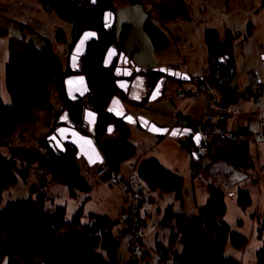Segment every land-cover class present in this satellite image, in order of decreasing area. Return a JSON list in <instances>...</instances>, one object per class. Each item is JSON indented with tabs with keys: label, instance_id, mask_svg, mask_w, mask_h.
<instances>
[{
	"label": "trees",
	"instance_id": "16d2710c",
	"mask_svg": "<svg viewBox=\"0 0 264 264\" xmlns=\"http://www.w3.org/2000/svg\"><path fill=\"white\" fill-rule=\"evenodd\" d=\"M126 1L128 4L140 3L146 8L142 30L154 52L164 50L169 44L168 35L162 30L169 21L189 19L188 5L184 0ZM36 2L46 11H53L71 23V41L67 45L66 62L64 65L61 63L48 43L37 48L31 41L10 38L5 65V85L10 104L3 106L0 99V147L10 140L19 122L32 112L54 114L55 109L50 100L52 89L60 111L67 112L70 122L81 134L85 135L84 112L94 111L95 120L87 136L96 146L102 163L118 172L121 164L135 155L136 147L128 141L129 126L115 121L105 113L112 96L125 99V94L115 87V82L120 78L131 79L137 73L156 79L160 74L151 70H139L124 77L122 73L115 71L119 67L127 38V31H122L118 39L113 35L115 0ZM105 12L110 16L108 24L103 22ZM225 34L222 40L217 31H205L206 73L199 77L202 93L221 95L227 89L236 88L229 85L234 74L233 36L228 30ZM78 45L85 46L86 52L80 68L73 69L70 67L69 55ZM109 51L113 54L111 60L106 58ZM74 75L85 78L89 92L82 99L69 101L65 94L64 80ZM131 104L139 105L138 102ZM176 118L185 122L201 119H191L181 114ZM245 124L235 125L245 135L242 139L228 140L217 134L208 139L206 152L213 160L240 171L250 167L249 143L264 139V135L250 141L246 137L262 130L263 125L260 123L261 128L254 132L248 131V122ZM185 138V146L192 157L195 147L189 138ZM42 145L46 150L45 157L25 147L9 148L7 157L0 155V197L2 191L13 184L18 176L23 180L27 179L31 168L41 175L37 186H30L26 199L9 202L0 209V261L6 257L7 264H129L128 255L125 258L119 254L123 239H126L128 252L129 228L122 225L119 219L125 206L120 209L118 218L89 213L88 221L81 222L82 206L77 207L70 220H66L64 206L56 205L47 213L43 208L47 196L40 194L32 197L31 193L47 182L63 185L71 197H76L77 192L87 193L90 189L87 180L79 173L74 159L76 150L71 144H64L63 152L57 151L49 141H43ZM197 161L192 158V163ZM135 169L148 189L173 192L177 197L180 196V176L163 170L158 162L145 160L134 164ZM103 177L109 178L108 175ZM207 192L206 202L198 206L195 213L174 212L170 206L165 208L156 223L158 232L155 234L154 251L159 262L241 264L235 258L222 256L223 243L219 238L225 234L222 221L225 210L223 192L213 185L207 186ZM239 195L240 199L247 196L244 190H239ZM244 204V201L239 200L241 207ZM136 205L139 235L137 263L140 264V230L144 221L138 216L139 198ZM145 253L140 252L141 259ZM255 262L264 264V240L256 251Z\"/></svg>",
	"mask_w": 264,
	"mask_h": 264
},
{
	"label": "rangeland",
	"instance_id": "374dc122",
	"mask_svg": "<svg viewBox=\"0 0 264 264\" xmlns=\"http://www.w3.org/2000/svg\"><path fill=\"white\" fill-rule=\"evenodd\" d=\"M5 2L18 0H0ZM32 3L33 13L26 20L25 26L17 28L11 23L0 21V99L3 106L10 104V97L5 85V65L8 58L10 38L31 41L34 47L50 44L61 63L66 62L67 45L71 41V23L62 19L53 11L41 8L36 0H21ZM188 5L189 19L169 21L162 30L168 35V46L154 52L142 30L146 18V8L140 3L128 4L126 0H115L113 9V35L119 38L122 31H127L119 70L158 71L163 67L173 69L176 65L179 72L190 77H201L206 73V30H215L219 38L224 39L230 31L234 74L229 85L238 89L257 82H264V0H184ZM60 37V40H57ZM62 39V40H61ZM81 61L75 63L80 68ZM186 67L190 72H187ZM115 69V71L117 70ZM117 72H121L118 71ZM150 79L142 81L143 90L139 105L125 103L128 113L144 118L162 127L185 128V121L176 118L178 115L204 119L205 107L200 104L204 95L193 97L181 95L178 86L188 90L190 82H179L167 78L162 97L155 103H149L147 92L151 87ZM51 104L54 114L34 111L23 118L17 125L10 140L0 147V155L8 156L9 148L25 147L46 156L43 141L51 137L58 125L61 115L51 89ZM245 113L233 121V124L246 125L248 131H258L261 124L255 121L257 107L243 104ZM264 112V107H258ZM93 113L94 111L91 110ZM83 132L89 135L91 123H85ZM128 141L136 147L135 155L121 164L117 174L129 182L130 192L125 191L121 183L95 176V168L89 165L85 156L74 154L79 173L87 180L90 189L87 193L77 192L71 197L63 185L47 182L32 192V197L45 194L44 211L50 212L54 206L65 207V219L70 220L77 207L82 206L81 222L88 221L89 213L104 214L115 219L120 209L125 206L126 197L131 194L140 200L138 216L144 221L140 230L142 244L139 246L140 264H165L158 261L154 251L156 223L166 207L180 213H195L208 197L207 186L213 185L223 192L225 210L222 221L225 234L219 239L223 243L222 256L232 257L241 264H256V251L264 240V139L249 143L250 167L245 171L235 170L224 163L215 161L204 152L201 158L192 163L191 153L185 146V137L171 138L168 135L157 137L139 127L129 126ZM145 160H154L168 172L180 176V196L173 192L150 190L138 176L136 169L131 172L130 165L140 164ZM20 160L18 163L20 164ZM41 175L31 168L27 179L19 176L16 181L5 188L0 197V209L7 203L26 199L31 185L37 186ZM43 190V191H42ZM239 190L246 191L247 196L240 199ZM239 200L244 201L243 207ZM140 252H146L140 258ZM119 254L127 258L126 239H123ZM0 264H7L5 257ZM168 264V263H167Z\"/></svg>",
	"mask_w": 264,
	"mask_h": 264
},
{
	"label": "water",
	"instance_id": "95a60500",
	"mask_svg": "<svg viewBox=\"0 0 264 264\" xmlns=\"http://www.w3.org/2000/svg\"><path fill=\"white\" fill-rule=\"evenodd\" d=\"M109 21V13L105 12L103 22L104 24H108ZM76 62L77 57L75 54H72L70 56L71 68L74 69L76 67ZM158 72L162 74V76L158 78L153 86L148 89L146 95L149 103H155L161 99L168 77L179 82H188L189 80L187 74H182L179 72V67L177 65L173 69L162 68L158 70ZM129 73L130 72H128V74L124 72L123 76L126 77L129 75ZM115 87L125 94V99L123 100L117 95H114L110 98L105 108V113L108 114L112 119L127 126L139 127L149 134L155 135L157 137H164L166 135L171 138L187 137L191 140L192 145L195 147V150L192 153L193 160L197 161L201 157L202 153L198 148L199 137L197 134H192V131L189 128H168L158 126L144 118L133 116L127 112L125 103L131 104L134 102H139L138 99L142 95L143 84L140 75H134L131 80H127L126 78L119 79L115 82ZM64 89L66 97L69 101L82 99L89 92L85 78L82 75H74L66 78L64 80ZM94 120L95 114L86 110L84 112V122H90L92 125ZM56 123L58 128L51 137L46 139V141L51 142L57 151L63 152L64 144L69 143L75 148L78 154L85 156L89 162V165L94 166L102 162V157L100 156L92 139L81 134L75 128V126L70 122L66 111L61 113Z\"/></svg>",
	"mask_w": 264,
	"mask_h": 264
},
{
	"label": "built area",
	"instance_id": "2783aa9c",
	"mask_svg": "<svg viewBox=\"0 0 264 264\" xmlns=\"http://www.w3.org/2000/svg\"><path fill=\"white\" fill-rule=\"evenodd\" d=\"M189 82L191 87L186 90L181 86L176 89L181 95H191L199 97L204 94V119L190 120L185 122V127L192 131V134H197L199 137L198 148L201 153L206 152V143L212 135H221L225 139H242L245 135L238 129V126L233 124L235 119H238L246 109L243 104H251L257 107L258 122L263 125L262 130L254 134H249L247 140H256L264 135V112L258 110V107H264V82H257L254 85L242 89H227L221 95L214 93H202L199 77H190ZM134 165L129 166L132 172ZM96 177L100 178L105 175L115 183H121L125 187L126 192H130L129 182L123 177H119L117 172L110 169L104 163H99L95 169ZM137 196L131 194L126 198L125 209L120 215L121 224H125L129 228V237L127 241V255L129 264H138V218L136 215Z\"/></svg>",
	"mask_w": 264,
	"mask_h": 264
},
{
	"label": "crops",
	"instance_id": "0c3cea01",
	"mask_svg": "<svg viewBox=\"0 0 264 264\" xmlns=\"http://www.w3.org/2000/svg\"><path fill=\"white\" fill-rule=\"evenodd\" d=\"M33 5L32 3H25L21 0L18 1H10L5 2L1 1L0 3V21L11 23L17 28H22L26 24V20L31 16L33 13ZM166 68V67H163ZM171 69V68H167ZM187 72H190L189 69L186 67L185 69ZM248 86V85H247ZM200 104L203 106V100H201ZM96 169V165L93 166ZM106 180H109L107 178ZM120 213V212H119Z\"/></svg>",
	"mask_w": 264,
	"mask_h": 264
},
{
	"label": "flooded vegetation",
	"instance_id": "af4514ba",
	"mask_svg": "<svg viewBox=\"0 0 264 264\" xmlns=\"http://www.w3.org/2000/svg\"><path fill=\"white\" fill-rule=\"evenodd\" d=\"M85 52H86V50H85V46L83 47V45H78L75 49H74V51H72V53L69 55V62H70V56L72 55V54H75L76 55V57H77V60H78V62H80L81 61V63L83 62V57H84V55H85ZM112 56H113V54L109 51L108 53H107V59L108 60H111L112 59ZM119 65H120V62H119ZM71 67V66H70ZM75 69V68H74ZM117 70L118 71H121L120 73H122L121 75L123 76L124 75V72H126L127 74H128V72L129 71H127V70H119L118 68H117ZM117 70H116V72H117ZM151 71H153V72H158V71H155V70H151ZM135 72H139V71H135ZM143 72V71H142ZM159 73V72H158ZM138 74V73H137ZM160 74V73H159ZM136 75V74H135ZM138 75H140L141 76V80L143 81L144 79H150L151 81H153L152 82V85L151 86H153V84L155 83V81L157 80L156 78H151V77H146L145 75H142V74H138ZM162 76V74H160V77ZM159 77V78H160ZM169 78V77H168ZM120 79H124V78H120ZM131 79H132V77H131ZM131 79H127V80H131ZM139 103V102H138Z\"/></svg>",
	"mask_w": 264,
	"mask_h": 264
}]
</instances>
